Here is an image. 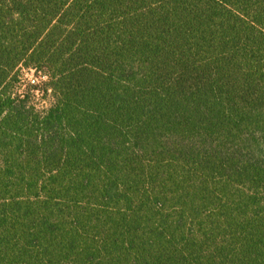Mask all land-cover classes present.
<instances>
[{
	"label": "trees",
	"instance_id": "1",
	"mask_svg": "<svg viewBox=\"0 0 264 264\" xmlns=\"http://www.w3.org/2000/svg\"><path fill=\"white\" fill-rule=\"evenodd\" d=\"M0 264H264V0H0Z\"/></svg>",
	"mask_w": 264,
	"mask_h": 264
},
{
	"label": "rangeland",
	"instance_id": "2",
	"mask_svg": "<svg viewBox=\"0 0 264 264\" xmlns=\"http://www.w3.org/2000/svg\"><path fill=\"white\" fill-rule=\"evenodd\" d=\"M23 79H24V84L28 85V84H32V79H36V83L38 84V82L40 83L42 81V77L35 73L34 70H29V69H25L23 71ZM35 95H36V100L37 102H39V105L43 108L45 107V103L44 100L42 98V93L40 91L35 90Z\"/></svg>",
	"mask_w": 264,
	"mask_h": 264
},
{
	"label": "built area",
	"instance_id": "3",
	"mask_svg": "<svg viewBox=\"0 0 264 264\" xmlns=\"http://www.w3.org/2000/svg\"><path fill=\"white\" fill-rule=\"evenodd\" d=\"M31 81H32V83H34L35 82V79H32Z\"/></svg>",
	"mask_w": 264,
	"mask_h": 264
}]
</instances>
